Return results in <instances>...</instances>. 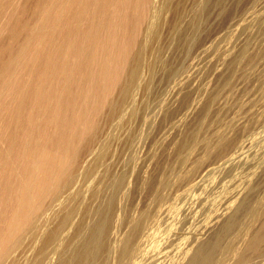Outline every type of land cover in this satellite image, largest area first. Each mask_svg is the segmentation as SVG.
Masks as SVG:
<instances>
[{"label":"bare ground","instance_id":"6f19581e","mask_svg":"<svg viewBox=\"0 0 264 264\" xmlns=\"http://www.w3.org/2000/svg\"><path fill=\"white\" fill-rule=\"evenodd\" d=\"M87 1L80 9L75 0H23L1 25L0 264H162L163 259L168 264H264V135L255 132L264 122V106L258 110L257 100L245 103L237 93L240 85L246 94L258 81L264 100V76L256 73L264 63V8L255 9L258 0L248 9L246 0H202L190 7L186 0H161L173 16L165 35L159 21L163 8L144 0L135 18L150 11L159 19L144 28L134 49L119 46L124 38L114 33L94 51L92 34L84 35L85 44L65 34L96 4H113ZM11 5L12 0H0V11ZM238 14L237 26L247 37L207 62L205 80L211 78L197 86L199 62L220 44L224 25ZM254 37L261 39L252 45ZM67 44L69 52L62 57ZM109 53L123 72L103 87L89 76L90 66ZM69 55L79 63L69 62ZM82 71L85 86L97 89L92 102L77 97L72 106L78 119L69 121L60 112L78 94L70 84ZM29 74L22 93L18 89ZM116 89V97L103 105L105 93ZM254 143L260 149L249 157ZM55 151L66 161L57 164ZM215 171L222 180L206 192L203 183L206 194L198 198L199 208L196 204L201 227L177 232L172 221L162 231L164 215L173 217L180 197Z\"/></svg>","mask_w":264,"mask_h":264},{"label":"rangeland","instance_id":"374dc122","mask_svg":"<svg viewBox=\"0 0 264 264\" xmlns=\"http://www.w3.org/2000/svg\"><path fill=\"white\" fill-rule=\"evenodd\" d=\"M22 1L23 0H12V5L10 7H7L6 9L3 8L0 11L1 12L0 13V23H1L0 24V30L2 28L1 25L2 26L4 25L3 23L7 20V17L10 14L9 12L12 11V8L11 7H18V6H20L22 4ZM34 1H37V0H34ZM119 1L120 0H112V3L113 4L109 5L108 7L103 6V5L98 6L96 4L95 8H93V11L87 17H85L83 15L78 16L76 18V20L73 23H71V25L68 28L65 29L66 37L69 38L70 40H73V41L74 40H80V43L81 44H85L86 42H85L84 35L85 34H87V35L92 34L93 35L92 39L90 38L91 40H89V39L88 40L91 42L90 43L91 44V50H94L95 51L96 48H100V46L102 45L101 42H103L105 40H109V37L111 36V34L113 35L114 33H117V34L119 33V38H120L121 35H122L121 37L124 38V39L120 40L121 42L118 43L119 46H123V47H125V49L127 51L128 50L131 51V49L132 50L134 49V43H135V41H140L141 40V38L143 36L144 28L146 26H148V25H152L153 22L155 23V24H153L155 26L159 18H160L159 21L164 24V25L162 24V26H163L164 33L166 31L165 35H167V34L170 33L169 32V30H170V28H169L170 27V23H167V22L168 21L171 22V20L173 19V16H171L172 14L169 11H165L164 10L165 9V3L163 2L164 4L163 3L161 4V0H159L158 2H157V0H148L150 2V5L152 7H153V5H154V8L155 7H159V5H160V8L161 9L163 8V11L164 12L161 14V16L157 20L155 18L151 17L150 11H147V12L145 11L144 14L142 15L143 17L140 20H138V19L135 18V15L136 14H137V17H138L139 10L143 7V4L145 6L146 3H147V2H144V0H123V1H121V3H123L122 6H121V8H117V5L116 4ZM171 1H173V0H171ZM250 1L251 0H246L245 3H244L245 4L244 7H247V9L252 6V4H249ZM258 1H259V4H257L258 6L255 9L262 11L263 8H264V0H258ZM87 2H88L87 0H77V1L75 0V2H74L75 4L74 5L75 6H79L80 9H83L84 6L87 5ZM246 2H248V3H246ZM195 3H198L199 5H202V0H186V6L187 7H190L191 5H193ZM156 5H158V6H156ZM107 9H108V11H106ZM117 12L119 13V15L121 17V25L116 24L117 23V20H119L118 17H117L118 16V13ZM101 15H102V17H101ZM236 16H237V18L235 20H233L232 22L230 21L229 23H226L224 25L222 34L225 35V36L222 39V41L220 42V44L218 46L216 45L217 47H215L214 49L211 50V52H209L208 57L204 58L203 60H201L199 62L198 67H199L200 73L198 71L199 74L197 73L198 76H196L198 80H196L194 82L197 86H201V84H206L210 80V78H211V76H209L208 79L205 80L206 79L205 77L208 75V71L210 69V67L207 65V62H209L212 59H216V57L218 56V54H220L221 51H223L224 49H226V48L231 49L232 47H234L236 45L237 46L240 45L243 42V40H245V38L247 37L246 33L243 32V30L241 29V27H238L237 26V24H238V21L237 20L240 19V15L238 14ZM124 19H125V21H124ZM152 20H154V21H152ZM155 20H156V22H155ZM183 24H184L183 26H185V25H187V22H183ZM227 24H229V25H227ZM253 25L254 26L252 27V30H255L256 29L255 24H253ZM87 26H89V27H87ZM129 26H130V28H129ZM217 26H218V22L217 21H214V26L213 27H217ZM90 28H95V33L91 32ZM189 33H191V32L189 31ZM5 34L6 33L4 32L3 35H5ZM135 34H136V37H135ZM244 35H245V37H244ZM104 38H105V40H104ZM260 39H261L260 37L259 38L258 37H254L251 40L252 41V45L255 44V43H257ZM122 41H123V43H122ZM68 46H69L68 44L67 45H64L63 50L61 52L62 53V57L63 56L66 57L67 56V54L69 52ZM68 60H69V62H71L73 64L79 63V59L77 57H75V55H72V56L69 55ZM111 64H113V65H111ZM95 66H97V67L95 68ZM90 67H91V71H90L89 76H92L93 78H96L98 80V84L101 82L103 84V87L108 86L109 84L107 85V83L114 82L116 80V78L118 76L120 77V75L123 72V69H120V68L117 69V61H116L115 55L114 54H110V53H109V55L106 54L104 57L101 56L100 59H98V61H96L93 64H91ZM116 70H118L117 73H115ZM256 70H257L256 71L257 75H261V76L263 75L264 76V63L259 64L257 66ZM30 72L33 74L35 71H34V69H30ZM86 72H87V70H86ZM75 75H74V78H73V82L70 84V87H74L75 91L78 92V94L74 95L73 98H68V99H70V101H68V104H66L62 108V110L60 112V114H64V115L68 116L67 118H68L69 121L74 120L77 117V115H78L77 109L72 106L75 101H78L77 97L78 96H81V97H84L83 99H87V100H85L86 102L87 101L92 102V100H93L92 98L94 97L92 92H93V90L97 89V86L96 85H93L92 83L90 85L85 86L84 80L87 79V77H86L87 75L85 74V72L82 71L80 73H76ZM202 75H203V77H202ZM107 77H108V80H107ZM145 77H146V75L143 76L142 81L145 80ZM29 83H30V74L28 75L26 81L22 83L23 86H20V89H18V91L20 90L22 93H25L26 90H27V88H28V86H29ZM75 83H76V85H75ZM243 87H244V85L243 86L240 85L238 87V89H237V93H238L239 100H241V101H243L245 103L248 102V101H250V100H257V102H256V105H257L256 108L258 110H262L263 109V106H264V100L261 99L260 91L257 89V87H258V81H256V82L254 81L250 85L247 86V88H249V90L246 92V94H242L241 93V90H242ZM117 92H118L117 89L114 90V91H112V92H109V93L107 92L108 95H109L107 97V99H106L107 93H105V95L103 96L104 98L102 99L103 105L105 104V102L108 99H111V98L116 97ZM79 94H81V95H79ZM87 94H88V96H87ZM137 97L138 98H137L136 104L139 105L142 102V100H143L142 98L143 97H142V95L137 96ZM145 99L148 100V101H150V103L152 105H154L155 102H156L152 96H149L148 98H146V96H145ZM103 109H104V112H105L106 107L103 108ZM76 119H78V117ZM83 120L84 119L78 120V123H80L81 126H83V124H84V121ZM133 125H135V124H133ZM129 126L131 127V124ZM257 128H255V132L257 131L256 133L259 134V136L260 135L263 136L264 135L263 134V131H264V122H261V124L258 125ZM47 131L50 132V129H48ZM2 133H3V131H2ZM1 136L3 137V134H1ZM262 139H264V137ZM3 147H5V146L3 145ZM248 147H251V148H248V151L251 150V151L248 152L249 155L247 153V156H249V157L251 156V154L256 153L260 149L259 148L260 145L258 146V144H256V143L251 144ZM256 147H257V149L258 148L259 149L256 150ZM254 150H255V152H252ZM145 151H147V150L145 149ZM250 152H252V153L250 154ZM57 154H58L57 151L52 152L53 158L55 160H57V164H60V163H63V162L66 161L63 156H60L59 154L58 155ZM247 156L245 157V159L247 158ZM146 165H148V166H146ZM146 165H145V167H147L146 170L147 171H150V168H148L149 167V164H146ZM213 173H214V175H216L217 174V171L211 172V174L210 173L207 174L206 177H204V178H207V179H202L203 181L204 180L205 181L203 182L201 180L200 183H199L200 185L198 184L197 187H194L193 189H191L192 191L191 190L186 191V193H188L190 195L186 194L184 196H181L180 198L182 200L179 199L178 200L179 202H177L176 205H175V201H173V206L175 205V207L177 209L179 207L180 210L178 209L179 211H177L176 213H173L174 214V215L172 214L173 217H171V213H167L168 214V215L166 214L167 217L164 215V217H163L164 219L162 220V222L165 221L166 218H167V220L170 219V218H174V220L173 219L172 220L170 219V221L169 220L168 221L166 220L164 222V229L161 227V230L162 231L165 232V229L167 228V226L168 225L169 226H172V224L174 225L172 227H174L176 231L179 228L178 229L179 232H182V230H185L184 227L185 228H188L189 230L191 229L192 231H194L193 228L194 229H198V228L201 227L202 220L200 219L201 221L200 220L198 221L197 220L198 217H195V215H194L196 213L195 211H199V209H197V208L200 207V204L198 203V198L205 196L206 193H203V191L206 192L207 190H209V186H210V189H211L212 186H214L218 181L220 182L222 180V174L220 176H218L221 172L217 175L218 177L214 176ZM54 175L57 177L58 176V172L55 171V174ZM211 175H212V177H211ZM208 176H209V178L211 177V179H209ZM214 177L216 179H218V178L219 179L216 181ZM212 178H214V179H212ZM220 178H221V180H220ZM209 180H210V185L208 184ZM212 180H215V182L212 181ZM98 182L99 181H97L95 183L96 184L95 185V188L98 186L97 187V190H101L103 186H102L101 182H99V183ZM211 182H213V183L211 184ZM203 183H206L205 185L208 186L207 187L208 189L205 188V185ZM90 184L93 185L92 183H89L88 185H90ZM226 184L228 185V182H226ZM88 185L82 187L85 192H87L89 190V188H87ZM201 187H204L205 189L202 191L203 188H201ZM198 190H200L202 193H200ZM219 191H221V189ZM191 194H194V196H196L195 197L196 199L195 198L193 199L194 196L193 195L191 196ZM182 195H183V193H182ZM186 196H189V197H186ZM183 197H185L186 199L183 198ZM184 200H185V202H187V200H188L191 204L196 201L195 203H193V204H195V206L193 204L190 205L188 202H187V204H185L183 202L184 204H182V206H181V203ZM192 200H194V201H192ZM176 201H177V199H176ZM178 204H180V205H178ZM196 204H198L197 205L198 207L196 206ZM183 205H184V207L187 210L184 209V210L181 211V208L183 209ZM186 205H187V207H186ZM188 205H189V207L191 206L190 209L188 208ZM192 208H193V211H192ZM188 209H189V211L191 210L193 213L192 212H188ZM178 212H180L181 214H179ZM182 213L184 214V217H183L184 220L182 218V215H183ZM175 214H178V215L176 216ZM185 215H186V218L187 219L185 218ZM189 215H191L192 219L193 218L194 219L192 220ZM168 217H170V218H168ZM177 217H178L179 220L177 219ZM185 219H186V221H185ZM177 221H180L181 222V226L176 223ZM192 221H193V223H191ZM195 221H197V222H195ZM167 222H168V225H166ZM171 222H172V224H171ZM186 223H187V225H189V224H190V226L192 225V227H190V228H189V226L187 227ZM198 223H200V224H198ZM161 224H163V223H161ZM176 224L178 225V227H177ZM188 229H186V230H188ZM52 258L54 260L55 259V256L52 255L51 259ZM162 261H164V262H162ZM162 261L160 260V262L162 264L163 263L164 264H168V261L167 260H164L163 259Z\"/></svg>","mask_w":264,"mask_h":264}]
</instances>
